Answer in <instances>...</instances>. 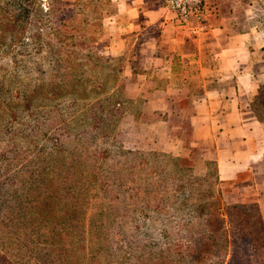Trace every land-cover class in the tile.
Masks as SVG:
<instances>
[{
	"label": "rangeland",
	"instance_id": "374dc122",
	"mask_svg": "<svg viewBox=\"0 0 264 264\" xmlns=\"http://www.w3.org/2000/svg\"><path fill=\"white\" fill-rule=\"evenodd\" d=\"M245 2L264 35V0ZM111 10L106 0H0V257L8 264L172 261L167 248L186 243L185 230L206 229L210 213L236 205L237 186L200 162L205 146L188 156L158 147L163 137L133 76L156 78L153 66L140 47L106 54L101 20ZM257 172L264 192V168ZM242 193L251 201L256 190ZM248 238L236 263L264 264V238Z\"/></svg>",
	"mask_w": 264,
	"mask_h": 264
},
{
	"label": "crops",
	"instance_id": "0c3cea01",
	"mask_svg": "<svg viewBox=\"0 0 264 264\" xmlns=\"http://www.w3.org/2000/svg\"><path fill=\"white\" fill-rule=\"evenodd\" d=\"M106 1L112 9L101 20L111 39L106 54L130 55L140 47L153 66L156 78L133 76L163 137L158 147L186 156L205 146L198 149L200 162H213L218 182L236 181L235 204L255 203L264 221V192L256 178L264 168V35L246 18L245 0H203L196 34L164 16L165 0ZM251 186L256 193L249 201L242 191Z\"/></svg>",
	"mask_w": 264,
	"mask_h": 264
},
{
	"label": "trees",
	"instance_id": "16d2710c",
	"mask_svg": "<svg viewBox=\"0 0 264 264\" xmlns=\"http://www.w3.org/2000/svg\"><path fill=\"white\" fill-rule=\"evenodd\" d=\"M236 183L235 181L234 184ZM205 222L208 228H196L192 231L188 228V231L185 230L188 234L186 243L178 241L171 245V249L167 248L172 253V261H156L150 264H225L228 247L230 259L226 264H238L234 257L239 251H246L243 245L248 242V237L253 240L257 238L260 242L264 238V221L253 202L228 206L223 213L212 212ZM0 264L8 262L0 257Z\"/></svg>",
	"mask_w": 264,
	"mask_h": 264
},
{
	"label": "built area",
	"instance_id": "2783aa9c",
	"mask_svg": "<svg viewBox=\"0 0 264 264\" xmlns=\"http://www.w3.org/2000/svg\"><path fill=\"white\" fill-rule=\"evenodd\" d=\"M164 8L178 29L191 34L201 32L203 0H165Z\"/></svg>",
	"mask_w": 264,
	"mask_h": 264
}]
</instances>
